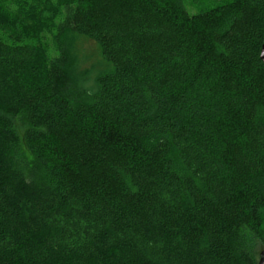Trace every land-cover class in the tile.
Returning <instances> with one entry per match:
<instances>
[{"label": "trees", "instance_id": "16d2710c", "mask_svg": "<svg viewBox=\"0 0 264 264\" xmlns=\"http://www.w3.org/2000/svg\"><path fill=\"white\" fill-rule=\"evenodd\" d=\"M263 45L264 0H0V264H258Z\"/></svg>", "mask_w": 264, "mask_h": 264}, {"label": "rangeland", "instance_id": "374dc122", "mask_svg": "<svg viewBox=\"0 0 264 264\" xmlns=\"http://www.w3.org/2000/svg\"><path fill=\"white\" fill-rule=\"evenodd\" d=\"M222 2L224 0H183L186 10L191 14L212 9ZM62 41L68 53L71 54L69 56L70 62L76 67L77 74L80 78H85V81H87L85 85L91 84L97 74L111 69L110 65L108 67L102 61L96 45L91 40L68 35L63 37ZM22 134L23 131H20L21 142L17 150L20 155L27 159L28 167L26 174L32 178L44 179L45 173L39 168L38 163L23 143ZM262 219L264 224V211L262 212ZM244 243L253 254H257L262 248L261 244L255 239L245 240Z\"/></svg>", "mask_w": 264, "mask_h": 264}, {"label": "water", "instance_id": "95a60500", "mask_svg": "<svg viewBox=\"0 0 264 264\" xmlns=\"http://www.w3.org/2000/svg\"><path fill=\"white\" fill-rule=\"evenodd\" d=\"M260 60L264 64V45L261 47V50H260ZM258 264H264V249L259 253Z\"/></svg>", "mask_w": 264, "mask_h": 264}]
</instances>
